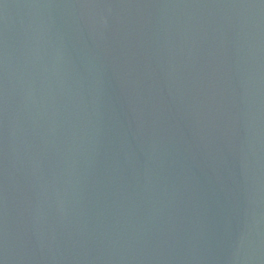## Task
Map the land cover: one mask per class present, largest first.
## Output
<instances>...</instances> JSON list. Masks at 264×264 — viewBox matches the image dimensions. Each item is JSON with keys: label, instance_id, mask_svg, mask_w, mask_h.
Wrapping results in <instances>:
<instances>
[{"label": "water", "instance_id": "1", "mask_svg": "<svg viewBox=\"0 0 264 264\" xmlns=\"http://www.w3.org/2000/svg\"><path fill=\"white\" fill-rule=\"evenodd\" d=\"M0 264H264V0H0Z\"/></svg>", "mask_w": 264, "mask_h": 264}]
</instances>
